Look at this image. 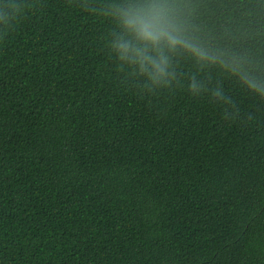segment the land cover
<instances>
[{
	"label": "trees",
	"instance_id": "1",
	"mask_svg": "<svg viewBox=\"0 0 264 264\" xmlns=\"http://www.w3.org/2000/svg\"><path fill=\"white\" fill-rule=\"evenodd\" d=\"M194 2L205 42L264 76V0ZM16 3L8 20L0 0V264H264V98L179 55L149 86L111 47L125 0Z\"/></svg>",
	"mask_w": 264,
	"mask_h": 264
},
{
	"label": "clouds",
	"instance_id": "2",
	"mask_svg": "<svg viewBox=\"0 0 264 264\" xmlns=\"http://www.w3.org/2000/svg\"><path fill=\"white\" fill-rule=\"evenodd\" d=\"M5 17L16 18L21 11L16 0H6ZM194 0H134L115 6L109 13L121 29L111 47L121 64L146 75L149 86L167 87L175 79L169 71L177 55L192 61L200 71L217 68L224 74L238 78L252 94L264 98V76L260 75L249 54L235 52L206 43L201 29L192 23L197 10ZM195 75L191 77L189 91L204 88ZM214 96L228 103L217 89Z\"/></svg>",
	"mask_w": 264,
	"mask_h": 264
}]
</instances>
